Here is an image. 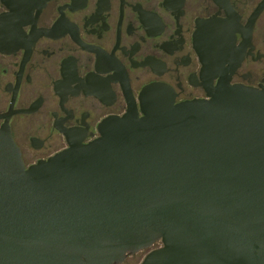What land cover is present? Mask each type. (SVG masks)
I'll return each instance as SVG.
<instances>
[{"label":"water","instance_id":"95a60500","mask_svg":"<svg viewBox=\"0 0 264 264\" xmlns=\"http://www.w3.org/2000/svg\"><path fill=\"white\" fill-rule=\"evenodd\" d=\"M207 95L147 85L140 116L131 100L27 167L0 126V264H117L156 242L139 264H264V86Z\"/></svg>","mask_w":264,"mask_h":264},{"label":"flooded vegetation","instance_id":"af4514ba","mask_svg":"<svg viewBox=\"0 0 264 264\" xmlns=\"http://www.w3.org/2000/svg\"><path fill=\"white\" fill-rule=\"evenodd\" d=\"M223 78L264 86V0H0V126L23 167L94 139L131 100L140 116L147 85L178 103Z\"/></svg>","mask_w":264,"mask_h":264},{"label":"rangeland","instance_id":"374dc122","mask_svg":"<svg viewBox=\"0 0 264 264\" xmlns=\"http://www.w3.org/2000/svg\"><path fill=\"white\" fill-rule=\"evenodd\" d=\"M148 250L145 251H140L134 257L132 258H127L125 261H123L121 264H138L143 257V255L147 252Z\"/></svg>","mask_w":264,"mask_h":264}]
</instances>
